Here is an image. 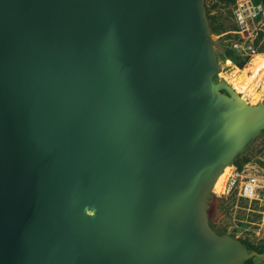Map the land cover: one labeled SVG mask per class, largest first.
<instances>
[{
	"label": "water",
	"instance_id": "obj_1",
	"mask_svg": "<svg viewBox=\"0 0 264 264\" xmlns=\"http://www.w3.org/2000/svg\"><path fill=\"white\" fill-rule=\"evenodd\" d=\"M204 0H0V264H254L210 224L264 131Z\"/></svg>",
	"mask_w": 264,
	"mask_h": 264
},
{
	"label": "rangeland",
	"instance_id": "obj_2",
	"mask_svg": "<svg viewBox=\"0 0 264 264\" xmlns=\"http://www.w3.org/2000/svg\"><path fill=\"white\" fill-rule=\"evenodd\" d=\"M204 3L206 13H209L211 19H213L214 25L223 27L222 30L212 33L213 39L216 40L214 45L219 62V72L215 76V81L224 79L228 82L225 75L231 70V67L226 66L228 59L224 58L223 50L232 48V42L239 35L234 32L237 29L235 21L237 0H204ZM263 43L264 36L260 40V44ZM258 52L260 54L255 55L252 60L251 65L253 66L255 65L254 61H256V58L261 59L264 57V49ZM235 54L240 58L243 57L239 50H235ZM230 60L234 68L244 69L238 67L232 59ZM262 78L264 79V74ZM259 91L260 94L257 101H255L256 103L264 101V87L259 88ZM255 102L251 101L250 103L255 104ZM243 155L251 157L252 162L256 166L264 168V131L251 141L243 151ZM211 200H213L212 206L208 207L209 221L211 220L216 228L240 239H248L253 243L264 245V225L262 224L259 205L251 204L249 201L240 199L234 195L212 197ZM254 264H264V259L255 257Z\"/></svg>",
	"mask_w": 264,
	"mask_h": 264
},
{
	"label": "built area",
	"instance_id": "obj_3",
	"mask_svg": "<svg viewBox=\"0 0 264 264\" xmlns=\"http://www.w3.org/2000/svg\"><path fill=\"white\" fill-rule=\"evenodd\" d=\"M235 21L237 29L234 32L239 34V37L232 42V48L239 50L240 54L248 59L245 69L250 67L254 56L260 54L255 42L260 32H264V0H237ZM262 82L263 78L257 82V87H260ZM239 94L243 98L244 93ZM244 99L249 103L253 101L251 96ZM232 195L259 205L264 225V168L256 166L252 158L242 167L234 163L229 165L228 170L224 169L221 181L213 188V196Z\"/></svg>",
	"mask_w": 264,
	"mask_h": 264
},
{
	"label": "bare ground",
	"instance_id": "obj_4",
	"mask_svg": "<svg viewBox=\"0 0 264 264\" xmlns=\"http://www.w3.org/2000/svg\"><path fill=\"white\" fill-rule=\"evenodd\" d=\"M254 63H255L254 66L251 65L248 68L240 70V69L234 68L232 61L228 59L226 61V66L231 67V70L228 71L225 76L228 82L232 84V86L239 93H244L243 98L247 96H251L253 97V101L255 102L257 101V98L260 94L259 88L264 87V82H262V85L260 87H257L256 85L257 82L262 79V75L264 74V69H263L264 68V57L261 59L256 58V61H254ZM228 168L229 166L225 168V171L228 170ZM222 177H223V173L217 180L216 184H218L221 181Z\"/></svg>",
	"mask_w": 264,
	"mask_h": 264
},
{
	"label": "trees",
	"instance_id": "obj_5",
	"mask_svg": "<svg viewBox=\"0 0 264 264\" xmlns=\"http://www.w3.org/2000/svg\"><path fill=\"white\" fill-rule=\"evenodd\" d=\"M234 1V0H232ZM256 1H261V0H256ZM208 16V20H209V25H210V29H211V33H215L216 31H220L223 29L222 26L217 27L216 25H214L213 23V19H211L209 13H207ZM213 18V17H212ZM264 36V32H260L255 44L256 46H258V50L262 51L264 49V43L260 44V40L263 38ZM237 37H239V35H237ZM214 44L216 43V40L213 39ZM223 56L224 58L227 59H232L240 68H244V66L246 65L247 62V58H240L235 54V50L233 48H226L223 50ZM251 143V142H250ZM251 160V157L243 155V152L239 153V155L235 158L234 160V164L238 165L239 167H242L245 163H247L248 161ZM214 198H217V196H213ZM213 203V200H209L208 204L211 207ZM210 224L213 227V229L218 232L219 234H225L226 231H221L218 228H216V226L211 222L210 220ZM243 241V243L252 250H257L259 253H263L264 252V245L262 244H256L253 243L252 241L248 240V239H241Z\"/></svg>",
	"mask_w": 264,
	"mask_h": 264
},
{
	"label": "flooded vegetation",
	"instance_id": "obj_6",
	"mask_svg": "<svg viewBox=\"0 0 264 264\" xmlns=\"http://www.w3.org/2000/svg\"><path fill=\"white\" fill-rule=\"evenodd\" d=\"M258 258L262 259L261 257H258Z\"/></svg>",
	"mask_w": 264,
	"mask_h": 264
}]
</instances>
